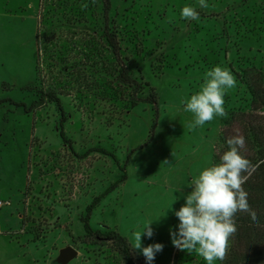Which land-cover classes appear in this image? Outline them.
I'll list each match as a JSON object with an SVG mask.
<instances>
[{"label": "rangeland", "instance_id": "obj_1", "mask_svg": "<svg viewBox=\"0 0 264 264\" xmlns=\"http://www.w3.org/2000/svg\"><path fill=\"white\" fill-rule=\"evenodd\" d=\"M106 1L107 12L104 0H0V264H56L68 246L77 256L67 264H123L110 242L85 236V207L125 173L89 224L131 249L130 233L181 197L178 210L212 166L222 117L189 130L184 111L206 72L219 65L235 78L227 112L242 105L243 71L264 79V0H206V9L199 0ZM186 5L199 20L181 19ZM106 32L118 41L117 63ZM121 64L154 104L133 106L122 85L113 95ZM178 224L167 211L151 238L142 235V247L163 245L152 264L205 262L172 245Z\"/></svg>", "mask_w": 264, "mask_h": 264}, {"label": "clouds", "instance_id": "obj_2", "mask_svg": "<svg viewBox=\"0 0 264 264\" xmlns=\"http://www.w3.org/2000/svg\"><path fill=\"white\" fill-rule=\"evenodd\" d=\"M199 6L209 7L206 0H199ZM180 17L196 21L199 20V12L195 7L186 5L181 9ZM235 85L236 80L230 70L222 66L217 65L206 72L200 90L184 103V111L193 114V121L187 125L189 130L203 126L214 117L226 118L228 113L224 108V97L226 90ZM257 114L264 115V110H258ZM226 143L228 150L220 155L219 163L204 168L192 179L191 191L183 195L185 202L178 210L172 205L181 197H176L163 215L145 221L139 230L130 233L131 249L139 251L146 264H152L156 254L163 250V245L155 243L142 247V235L151 238L154 235L152 225L158 223L161 217L166 218L167 211H173L179 221L178 231L169 230L172 245L189 254L196 253L206 264L225 259L230 237L237 232V212L249 214L252 222L259 225L257 213L251 209L248 193L242 185L264 161L253 164L241 154L246 141L240 134L229 137Z\"/></svg>", "mask_w": 264, "mask_h": 264}, {"label": "trees", "instance_id": "obj_3", "mask_svg": "<svg viewBox=\"0 0 264 264\" xmlns=\"http://www.w3.org/2000/svg\"><path fill=\"white\" fill-rule=\"evenodd\" d=\"M104 2L106 4L104 11L107 12L109 8L108 2L106 0ZM105 37L106 43L110 47L112 56L116 58L115 61L117 63L120 52L118 41L112 33L106 32ZM118 69L117 74H113V83H111V90L114 96L117 95L115 87L122 85L131 91L129 96L133 106L141 103H155L153 95L143 97L140 94L142 93L141 83L130 74V71L124 64L118 66ZM239 78L244 90L241 96L242 105L238 109L226 111L228 113L227 117L221 118L218 147L216 152L213 153L212 165L219 163L220 155L228 150L226 140L237 134L242 135L246 141L245 148L241 150V154L253 164L264 161V116L257 114L258 110H264V79L262 75L254 76L244 71ZM53 100L57 103V108L61 114V123H65L66 118L59 105V100L57 98ZM59 131L61 139L67 142L62 124ZM99 152L111 156L116 162L114 156L107 151L101 149ZM122 171L124 172V169ZM124 180L125 173L104 193L95 197L85 207V214L81 218V223L85 236H93L98 241L110 242L122 258L123 264H136L137 258L133 256L130 246L124 237L115 231L103 233L94 231L89 224L91 213L100 200ZM242 187L248 193L247 199L251 209L257 213L259 225L252 222L249 214L237 212L235 215L237 232L230 237L226 257L223 261H214L213 264H264V163L259 164V167L251 173L247 182ZM173 260V264H177L176 255ZM201 264H206V262H202Z\"/></svg>", "mask_w": 264, "mask_h": 264}, {"label": "water", "instance_id": "obj_4", "mask_svg": "<svg viewBox=\"0 0 264 264\" xmlns=\"http://www.w3.org/2000/svg\"><path fill=\"white\" fill-rule=\"evenodd\" d=\"M77 256V251L68 246L61 249L58 253V256L55 260L56 264H67Z\"/></svg>", "mask_w": 264, "mask_h": 264}, {"label": "built area", "instance_id": "obj_5", "mask_svg": "<svg viewBox=\"0 0 264 264\" xmlns=\"http://www.w3.org/2000/svg\"><path fill=\"white\" fill-rule=\"evenodd\" d=\"M1 204V203H0Z\"/></svg>", "mask_w": 264, "mask_h": 264}]
</instances>
